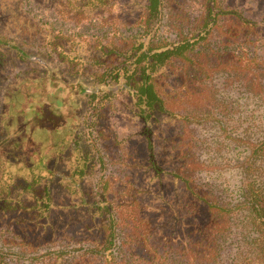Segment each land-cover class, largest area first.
<instances>
[{
  "label": "trees",
  "instance_id": "trees-1",
  "mask_svg": "<svg viewBox=\"0 0 264 264\" xmlns=\"http://www.w3.org/2000/svg\"><path fill=\"white\" fill-rule=\"evenodd\" d=\"M164 1L146 0L145 12L132 25L136 28L132 34L108 17H97L114 7L111 0H67L60 3L61 9L54 6L45 13L38 11V18L51 30L46 46L67 63L66 70L75 79L73 85L84 95L82 127L87 147L76 141L70 173L61 178L67 192L58 195L50 187L55 171L47 168L52 150L37 155L42 150L36 144L14 140L24 137L19 133L10 140L0 138V223L10 234H3L2 241L17 247L16 251L0 248V264H130L125 255L117 256L120 236L142 249L135 255L142 264L183 260L185 264H209L216 261L220 237L241 210L251 214L256 245L264 251V188L256 179L264 138L257 142L234 140L247 145L249 154L242 164L243 200L228 205L195 182L194 174L206 166L191 151L188 127L218 120L205 81L221 71L247 79L253 74L256 56L247 48L262 41L264 23L235 7L220 5L219 0H202L204 11L195 29L172 40L160 35ZM55 21L72 25L65 31L55 28ZM215 34L216 47L210 45ZM65 39L77 43L73 54L59 44ZM83 44L92 45L90 51H84ZM15 79L12 92L18 75ZM12 96L8 105H14ZM115 102L121 105L124 117L132 116L140 125L138 137L144 140V152L139 158L123 154L122 163L142 170L148 180L145 185L131 172L122 177L107 174L102 155L89 154L93 138H97L94 133L109 118ZM28 109L21 115L23 126H40L34 125L37 118ZM168 122L180 123L182 131L167 136L159 148L160 137L155 132ZM96 166L100 174L92 182ZM167 184L181 187L180 196L191 205L188 220L169 200ZM150 195L173 204L171 212L159 219L152 215ZM174 221L178 224L169 227ZM160 229L166 232L158 240ZM179 229H186L184 240L178 241Z\"/></svg>",
  "mask_w": 264,
  "mask_h": 264
},
{
  "label": "rangeland",
  "instance_id": "rangeland-1",
  "mask_svg": "<svg viewBox=\"0 0 264 264\" xmlns=\"http://www.w3.org/2000/svg\"><path fill=\"white\" fill-rule=\"evenodd\" d=\"M61 2L67 0H0V138L10 140V137L19 133L24 137L19 136L14 140H26V145L31 142L36 144V147L42 150L37 155H46L52 150L47 168L55 171L50 187L58 195L67 192L61 185V178L70 173L76 141L80 147H87L83 143L87 139L84 137L82 127L86 108L84 95L78 91L79 87L73 85L75 79L67 72V63L60 60L57 53L50 51L46 46V37L51 35V30L38 18L40 15L38 11L42 9L40 12L45 13L54 6L61 9L63 6ZM111 2L114 3V7L109 11L97 13V17H108L110 22L122 26L126 34L136 32L132 25L145 12L146 0ZM219 2L222 6L237 8L252 20L264 23V0ZM203 11L202 0H165L159 26L160 35L173 40L191 33ZM46 17L49 18L50 15ZM71 25L60 21L54 22L55 28L63 27L65 31ZM82 28L86 29L87 25ZM65 40L59 41V44H62L66 52L72 53L77 43L74 39ZM261 40L255 47L247 48L251 56H256L257 61L253 67V74L248 79L233 72L221 71L205 81L213 96L212 111L218 120L190 123L188 126L191 130L189 138L191 151L196 159L206 166L194 174L195 182L220 202L228 205L243 200L242 164L249 154L247 145L234 140L257 142L264 138V32ZM218 42L215 34L210 45L216 47ZM83 46L84 51L88 52L92 45ZM17 75L19 81L12 92ZM10 95H13L11 100H15L14 105H8ZM27 106L28 113L37 118L34 125L40 123V126H23L25 119L21 115ZM121 108V105L115 102V110L109 113L106 122L95 131L97 138H93L89 154L91 157L98 153L102 155L107 174H119L122 177L131 172L139 184L145 185L148 180L143 177L142 170L135 166L128 168L122 163L123 154L130 153L132 158H139L144 152L145 143L138 137L140 131L138 121L132 116L124 117L125 114L119 111ZM159 126V130L155 132V135L160 137L159 148L167 136L182 131L180 123L176 122L162 123ZM63 143H68L67 147H63ZM95 168L94 177L90 178L92 182H95L100 174L98 166ZM256 179L264 188V155L257 162ZM167 186L171 197L169 200L179 206L182 216H186L188 220L191 205L180 196L181 187L172 184ZM149 198L152 205L151 213L156 214L158 219L163 213L171 212V203L169 202V205L164 198L158 200L154 195H150ZM175 224H178L177 221L171 222L168 226L174 227ZM5 230V224L0 223V248L16 251L17 247L4 245L3 234L10 236ZM164 230L166 229L157 232L156 239L161 238L166 232ZM185 230L178 232V241L184 240L187 236ZM256 238L257 233L251 214L241 210L232 217L229 228L220 237L216 261L209 264H264V251H259ZM118 243V257L125 255L130 264L141 263L135 257L139 256L142 250L140 247L135 248L124 236H120ZM184 262L183 260L175 264H185Z\"/></svg>",
  "mask_w": 264,
  "mask_h": 264
}]
</instances>
